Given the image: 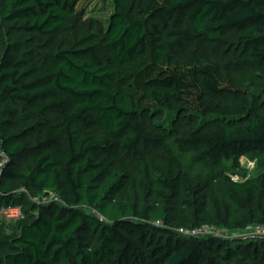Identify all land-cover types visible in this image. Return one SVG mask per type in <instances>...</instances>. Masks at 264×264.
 <instances>
[{
  "label": "trees",
  "instance_id": "trees-1",
  "mask_svg": "<svg viewBox=\"0 0 264 264\" xmlns=\"http://www.w3.org/2000/svg\"><path fill=\"white\" fill-rule=\"evenodd\" d=\"M109 1L115 7L106 30L111 60L90 47L39 61L14 55L0 40V99L43 119L44 139L33 166L3 171L4 179L19 180L45 202L30 223H18L6 263L264 264V247L250 241L235 247L171 226L179 181L192 229L264 225V73L263 85L254 88L230 74L264 68V0ZM85 3L0 0V30L21 21L27 32L57 37L71 18L84 16ZM231 32L240 33L245 59L224 65L191 56ZM6 112L11 117L0 119V127L12 129L16 111ZM27 136L3 137L6 151L22 155ZM170 143L178 170L190 159L209 170V181L194 183L192 165L181 178L155 165L152 157ZM244 157L257 160L258 179L225 175L224 161L239 175ZM122 160L134 164L136 199L124 192L129 177ZM220 180L219 196L213 185ZM11 194L0 191V206L15 204ZM52 194L59 200L49 202Z\"/></svg>",
  "mask_w": 264,
  "mask_h": 264
},
{
  "label": "rangeland",
  "instance_id": "rangeland-1",
  "mask_svg": "<svg viewBox=\"0 0 264 264\" xmlns=\"http://www.w3.org/2000/svg\"><path fill=\"white\" fill-rule=\"evenodd\" d=\"M86 13L81 18H71L62 35L39 36L37 34L27 32L22 27L21 21L7 22L3 24L0 30V40L9 45L14 55L26 54L39 61L51 62L54 55L66 49H87L94 48L101 60H111L112 56L107 44L106 30L109 20L115 11L113 3L109 0H86ZM139 9V10H138ZM144 4L137 2V10L142 13ZM192 57L209 58L219 61L222 64L239 61L246 58V47L240 39V33L231 32L219 41L208 40L200 47L194 48L191 52ZM263 67H252L242 70L231 71L230 74L235 82L248 87H257L263 85ZM7 110H15L16 115L11 119L14 122L12 129L0 127V191L3 189H11V196L14 197V206L19 207L21 214L19 217H7L0 212V264L6 263V256L13 253L14 249L9 242L10 237L18 233V223H30L34 217L38 216L45 210V202L35 194L27 191L16 179L6 180L3 177V171L8 169H26L34 164L35 155L42 149L43 135L39 130L40 121L43 119L27 114V110L20 104L13 105L6 100L0 99V119H10ZM47 116L55 119L56 116L52 112H48ZM27 132L26 140L28 141V149L22 155H10L6 151L9 142H3V137L11 135H20ZM176 149L172 143L162 148L158 154L153 156L154 164L166 171L171 169L174 175L182 177L184 173H190L192 161L186 159L181 163L178 170L176 164ZM123 175H127L128 187L125 189L126 195L132 199H136L138 188L134 179V164L128 160H122L120 163ZM193 172L190 174L194 183H204L209 181V170L204 165H192ZM225 175L231 176L235 180L253 179L256 180L261 174L256 159L244 157L241 159V171L239 175L233 174L232 163L223 162ZM138 170V169H136ZM152 178H157V171L151 169ZM180 187L174 198V210L172 213V228L180 234L186 236H203L211 234L214 237L231 242L235 247L239 244H245L247 241L264 247V232L259 231L256 225L250 226L246 230H227L216 227H206L205 231L193 234L194 229L191 228L192 211L185 205L184 200L189 196L184 193L181 181ZM225 187L224 180H220L213 185L216 193L220 196L222 189ZM48 201H58L59 198L52 194L48 197ZM1 211V206H0ZM90 211V209H87ZM95 213L93 211H90ZM86 237V234H84Z\"/></svg>",
  "mask_w": 264,
  "mask_h": 264
},
{
  "label": "built area",
  "instance_id": "built-area-1",
  "mask_svg": "<svg viewBox=\"0 0 264 264\" xmlns=\"http://www.w3.org/2000/svg\"><path fill=\"white\" fill-rule=\"evenodd\" d=\"M1 176V174H0ZM2 215H5L7 217H19V215L21 214L20 208L14 206L13 204H8L5 206H1V211ZM259 231H263L264 232V225H258L256 227ZM205 231V228L203 229H194L192 231L193 234H197L199 232ZM194 236V235H193Z\"/></svg>",
  "mask_w": 264,
  "mask_h": 264
}]
</instances>
